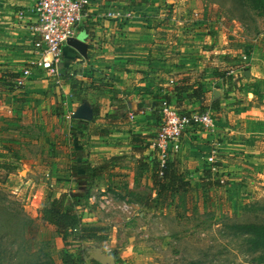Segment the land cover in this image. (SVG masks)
I'll use <instances>...</instances> for the list:
<instances>
[{
	"label": "rangeland",
	"instance_id": "374dc122",
	"mask_svg": "<svg viewBox=\"0 0 264 264\" xmlns=\"http://www.w3.org/2000/svg\"><path fill=\"white\" fill-rule=\"evenodd\" d=\"M132 1L153 4V14L144 12V26L164 31L160 37L152 32L146 37L153 46L156 40L164 45L158 47L165 55L163 85L150 92L147 104L143 96L142 104L131 106L140 95L120 94L114 89L118 86L114 78L107 73L97 76L90 62L91 67L79 68L82 60L66 70L59 66L54 74L33 71L22 90L15 81L8 86L1 80L10 69L3 64L8 53L2 46L8 42L0 34V264H63V248L80 254L85 264H94L90 256L95 251L113 256L114 264H264V251H252L248 238L236 228L264 223V149L256 160L239 165L227 161L225 172L213 173L220 185L205 191L198 184L200 175L211 168L208 157L216 151L217 167L223 163L217 145L213 142L210 147L206 136L196 135L190 127L172 154L183 158L185 169H201L187 170L196 190L173 205L152 209L145 203L155 192L141 169L144 160L157 158V153L151 147L142 153L131 144V137L139 141L140 135H156L165 121L164 103L180 115L210 113L215 121L225 114L224 104L231 99L251 107L245 113H264V92L254 95L248 84L252 76L245 75L252 72L251 52L264 46L263 19L240 0ZM20 2L0 0V22L24 18L16 12ZM180 27L185 29L182 36L175 32ZM173 35L184 42L201 41V48L190 52V46L177 47ZM202 53L211 62L203 58L198 59L201 64L181 62L190 54ZM27 66H13L11 72L19 75ZM206 67L213 73L210 77ZM148 80L149 89H154ZM200 87L207 95L204 101L190 98V92L180 93ZM216 88L224 89L218 98L219 111L212 108ZM81 107L91 115L76 118ZM241 115L237 120L243 119ZM226 122L232 129L237 127L233 120ZM145 125L154 129H142ZM200 129L213 133L209 127ZM258 137L263 143L264 136ZM114 148L118 156H113ZM192 155L198 162H191ZM94 195L113 197L118 203L103 207ZM57 198L65 209H74L84 227L100 231L91 239L71 238L65 244L56 228L43 219L44 209ZM123 201L134 207L132 214L121 210Z\"/></svg>",
	"mask_w": 264,
	"mask_h": 264
},
{
	"label": "crops",
	"instance_id": "0c3cea01",
	"mask_svg": "<svg viewBox=\"0 0 264 264\" xmlns=\"http://www.w3.org/2000/svg\"><path fill=\"white\" fill-rule=\"evenodd\" d=\"M169 1L172 2V0ZM33 2L34 0H21V5L16 9V12L17 15L22 14L21 17L24 18L18 19L17 16V18L12 21L0 22V31H3L0 32L3 37L2 41L9 43H5V45L2 46V49H7L6 53L10 56H6V60L3 63L10 66L8 67L10 68L8 72H11L13 66L29 65L35 57L33 45L36 35L33 29L35 24V17L32 15ZM88 2L87 10L89 16L83 19L82 23L79 25L77 35V37L81 34L87 36L86 42L89 48L88 59L82 57V55L68 44L64 49L61 69L66 70L72 68L75 62H81V60L83 63L79 68L84 69L91 67L88 66L90 62V64L93 65L91 70H93L97 76L102 73H107L109 78H114L118 85L115 86L114 89L119 90L120 94L127 96L134 94L140 95V101L134 100V102H130L131 106H138L139 102L142 104L143 96L144 102L147 104V97L150 92L159 91V86L163 85L162 81L165 79V62L163 59L165 55L164 50L160 49L163 48L164 45H160L159 41L156 40L155 46H153L152 41L146 39L151 32L155 34V36L159 35V37L164 32L163 29L160 28L148 29L144 26L146 24L144 23L146 20L144 12L153 14V4L136 3L132 0H88ZM113 10L122 12L131 10L133 12V19L122 18L110 20L106 18V13ZM134 11L135 13L139 12V15H135ZM198 27H201V25H198ZM178 29L175 32H181L179 36H182L181 34L185 29L183 27ZM192 29L197 30L195 27H192ZM174 36L175 35H173V38L175 39L176 36ZM162 42L164 43L163 40ZM175 42L177 47L184 45L192 47V49L189 50L190 52L198 51V49L195 48L197 46L201 48V41L200 43H196V39L192 41L187 40L185 42L175 39ZM158 46H160V48ZM259 47L255 48L250 54L253 68L252 72H250L252 78L249 82L251 83L248 84L251 85L250 89H253L254 95L256 92H264V46L259 45ZM79 57L83 59H79ZM189 58L190 59L182 60L181 62L201 64L202 62L198 60L199 58H203L205 62H211L209 61L211 58H207L205 53L196 56L190 54ZM208 66H212V64L209 63ZM197 68H200L199 65ZM206 69V77L213 75L209 67H206ZM6 72L7 71H4L2 75ZM178 72L181 74V72L185 71L178 70ZM149 78L150 81H152L151 85L154 87V89L151 90L148 84ZM159 81H161L160 84ZM204 90L206 91V89ZM223 90L224 89H214V100L221 97V92ZM216 93H219L218 97ZM224 106L227 107V111L216 121L214 129L210 130L213 131V133L207 130L201 131V127L190 128L196 131V135L206 136V142L209 143L210 147L213 142V144L217 145V149L220 151V162L223 163L219 168L220 173L226 171L225 166L228 165L227 161L230 160V162L239 165L241 161L256 160L258 159V154L264 149V147L261 146L263 138L258 137L264 136L263 111L259 110V112H261L259 114L250 111L245 113L244 109L247 108V110H251V107L237 105L233 103V99L226 100ZM112 109L115 108L112 107ZM262 110H264V108ZM239 114H242L241 117L243 118L240 121L237 120ZM227 120H233V124L237 127L232 129L229 123L226 122ZM151 126L148 127V125H145L142 126V129H154V126ZM190 132L191 131H189V133ZM148 134L149 133H147V135ZM102 139H104V137ZM184 140L182 146L186 148V146H188L187 139L184 138ZM216 140H219V144H217ZM262 144H264V142ZM112 151L115 152L113 156H118L116 155L118 151L115 148ZM182 159L183 158L179 156V160ZM190 160L191 162H198V157L192 155ZM182 168L189 172H192L193 169L201 170L191 168V166L185 169L183 165ZM199 168H201V166H199ZM229 170L231 172L233 169L230 168ZM200 176L203 178L204 175ZM215 177L216 176L213 175V178ZM148 181L151 182L150 180ZM150 184L152 186V183ZM199 188L201 189L200 185Z\"/></svg>",
	"mask_w": 264,
	"mask_h": 264
},
{
	"label": "built area",
	"instance_id": "2783aa9c",
	"mask_svg": "<svg viewBox=\"0 0 264 264\" xmlns=\"http://www.w3.org/2000/svg\"><path fill=\"white\" fill-rule=\"evenodd\" d=\"M88 0H34L32 15L35 17L34 33L35 42L33 50L35 57L29 65L23 69L15 80V86L22 90L26 80L32 76L33 71H43L47 74L58 72L64 58V49L68 46L70 39L78 35V27L83 19L89 16L87 6ZM108 19L130 18V11H116L106 13ZM162 112L165 116L162 124L155 135L151 148L157 153L158 160L164 164L173 149L178 147L182 135L190 127H209L214 129L216 121L210 113H193L191 115H180L178 111L168 103H164ZM216 151L208 157L212 173L219 172L216 165ZM98 197V196H97ZM96 195L93 196L95 200ZM103 207L114 208L118 203L113 197H98ZM122 204L121 210L126 214H132V205L127 202Z\"/></svg>",
	"mask_w": 264,
	"mask_h": 264
},
{
	"label": "trees",
	"instance_id": "16d2710c",
	"mask_svg": "<svg viewBox=\"0 0 264 264\" xmlns=\"http://www.w3.org/2000/svg\"><path fill=\"white\" fill-rule=\"evenodd\" d=\"M240 1L247 4L251 10L257 12V15L264 21V0ZM17 75V73L6 72L2 75L1 80H3L6 85L10 86L15 81ZM76 87L75 81H72V89H75ZM188 92L191 93L189 95L190 98L199 97L202 101H204L207 96L201 87L180 90L181 94ZM220 104L221 102L219 99L214 100L212 103L213 110L219 111ZM154 119H156V117ZM123 120L124 118L120 119L122 123ZM103 136L105 137V135ZM140 138V140L137 141L131 137V144L134 149L140 148L143 153L144 150L151 147L155 136L140 135ZM144 161L145 163H143L141 175L144 179L146 178L151 181L152 190L155 192V197H150L145 203L146 207L157 209L173 205L177 198L183 199L188 193H190V191L194 192L196 190V187H193L192 182L188 177V172L182 168L181 161L177 154H169L164 164L158 160V157L155 159L148 157V159ZM199 185L201 189L208 191L219 186L220 182L214 180L212 172L208 170L205 171ZM43 219L56 228L65 244H67L71 238H75V240L78 241L91 239L100 231V229L97 228L90 229L84 227L82 218L74 211V209H65L63 200L59 198L54 199L51 206L44 209ZM236 228L248 238L247 242L252 251H264V223L240 224L237 225ZM60 256L63 264H85V260L80 254L75 255L70 253L66 248H63L60 251ZM263 260L264 258L261 259V262H264ZM93 263L99 264L96 261H93Z\"/></svg>",
	"mask_w": 264,
	"mask_h": 264
},
{
	"label": "water",
	"instance_id": "95a60500",
	"mask_svg": "<svg viewBox=\"0 0 264 264\" xmlns=\"http://www.w3.org/2000/svg\"><path fill=\"white\" fill-rule=\"evenodd\" d=\"M87 36L84 34L79 35L76 38L70 39L68 44L72 48H74L80 55L87 58L88 57V44L86 42ZM246 77H250V72H247ZM219 93H216V96L218 97ZM216 97V98H217ZM91 115V111L86 107H81L76 115V118L78 119H85L88 116ZM91 259L98 262L99 264H114V257L113 256H107L101 251H95L91 252Z\"/></svg>",
	"mask_w": 264,
	"mask_h": 264
}]
</instances>
